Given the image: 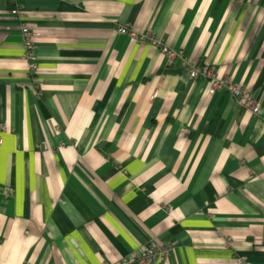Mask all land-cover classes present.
Wrapping results in <instances>:
<instances>
[{
    "label": "crops",
    "instance_id": "crops-1",
    "mask_svg": "<svg viewBox=\"0 0 264 264\" xmlns=\"http://www.w3.org/2000/svg\"><path fill=\"white\" fill-rule=\"evenodd\" d=\"M0 138V264H264V0H0Z\"/></svg>",
    "mask_w": 264,
    "mask_h": 264
},
{
    "label": "built area",
    "instance_id": "built-area-1",
    "mask_svg": "<svg viewBox=\"0 0 264 264\" xmlns=\"http://www.w3.org/2000/svg\"><path fill=\"white\" fill-rule=\"evenodd\" d=\"M21 10L15 8L12 10V14L19 15ZM24 43L27 48V58L31 62V69H37L36 56L34 52V38L37 37L38 33L32 32L27 26L22 27ZM118 31L120 33H128L134 38H141L133 30H130L127 26H119ZM143 38V37H142ZM141 38V39H142ZM155 46H160L161 50L169 57L173 58L175 52L170 50L166 45L160 44L158 40L151 39ZM185 65L189 69V74L192 79H204L210 84V93L213 94L216 91L227 89L239 102V104L250 108L254 113L261 114L263 108L259 101L254 97L250 90H247L234 82L229 76L220 75L216 68L210 64H204L202 66L195 65L192 60H185ZM1 142V138H0ZM170 247L167 245H161L158 243H150L145 246L141 251L137 252L134 257L122 258L118 264H153L163 261L170 255Z\"/></svg>",
    "mask_w": 264,
    "mask_h": 264
}]
</instances>
